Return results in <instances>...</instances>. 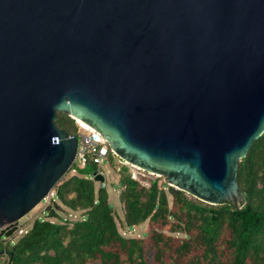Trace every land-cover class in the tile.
<instances>
[{"label":"water","instance_id":"95a60500","mask_svg":"<svg viewBox=\"0 0 264 264\" xmlns=\"http://www.w3.org/2000/svg\"><path fill=\"white\" fill-rule=\"evenodd\" d=\"M57 113L172 190L240 209L238 163L264 133V0H0L1 241L73 163Z\"/></svg>","mask_w":264,"mask_h":264},{"label":"trees","instance_id":"16d2710c","mask_svg":"<svg viewBox=\"0 0 264 264\" xmlns=\"http://www.w3.org/2000/svg\"><path fill=\"white\" fill-rule=\"evenodd\" d=\"M55 125L69 136L77 134L76 122L64 114H56ZM107 159L122 189L119 224L131 229L147 223L145 239L120 235L106 190L85 179L96 171L89 163L53 189L56 203L68 213H78L79 219L52 222L57 214L50 211L46 220H35L26 233L14 235L19 238L13 245L0 240V263L264 264V133L238 163L236 183L246 199L240 209L226 203L205 205L168 186L160 188L157 178L147 173L140 181L132 180L126 167L114 166L111 155ZM166 193L172 198L171 208Z\"/></svg>","mask_w":264,"mask_h":264},{"label":"rangeland","instance_id":"374dc122","mask_svg":"<svg viewBox=\"0 0 264 264\" xmlns=\"http://www.w3.org/2000/svg\"><path fill=\"white\" fill-rule=\"evenodd\" d=\"M68 117V116H67ZM114 166H116L117 168H121V167H126L127 168V174L130 175V178L132 180L135 181H140L143 177L144 172L138 170V168L131 166L129 164H126L124 161H121L120 159L113 157V162ZM94 168V167H93ZM97 169V168H96ZM98 171L103 173V177H104V184L106 185V192L108 195V202L110 204V207L113 209L116 220H117V228H118V232L120 233V235L123 238L126 239H132V238H136V239H145L147 237V233L149 231V227L147 225V223L142 224L141 226L135 227V228H131V229H126L124 226H122V224L119 222L122 220L123 217V206L122 204L119 202V198L118 195L121 192V188L119 186L118 183V178H119V174L115 173V168L112 166L111 163L107 162L106 164H102L101 167H98ZM69 174H66V176L63 178V181L66 180L67 178H69ZM155 178H157V185L160 188H163V186H168L167 182H165V178L160 177V176H154L151 175ZM147 180V179H146ZM62 181V182H63ZM96 185H98V183H95ZM141 184L143 186H145L147 184V181H142ZM172 188L176 189L174 186H171ZM164 191L166 192V187L164 189ZM184 193V192H183ZM186 194V193H184ZM167 195V201H168V206L169 208H171V203H172V198L171 196L166 193ZM186 196L193 198L192 196L186 194ZM195 199V198H193ZM196 201H199L197 199H195ZM201 202V201H199ZM205 205H209L206 204L204 202H201ZM56 205L59 207V209L57 208L55 210L56 214H57V218L55 219V221H60L63 218L66 219H79L80 216H78L77 214H72L70 213L71 217H68L69 213L67 211V209L65 207H63L62 205H60L59 202L56 203ZM212 206V205H209ZM218 206V205H217ZM43 207L44 205L42 203L37 204V206L35 208H33V210L31 212H29L26 216H24L21 220H19L18 222V226L22 231H28L33 222L35 220H39V221H43L47 219L48 214L43 212ZM164 234L169 235L173 238H184L183 234H171L167 231H163ZM19 238V236H16L15 240H17Z\"/></svg>","mask_w":264,"mask_h":264},{"label":"built area","instance_id":"2783aa9c","mask_svg":"<svg viewBox=\"0 0 264 264\" xmlns=\"http://www.w3.org/2000/svg\"><path fill=\"white\" fill-rule=\"evenodd\" d=\"M75 122L78 126L77 134L75 136V138L77 139V148H76V153H75L73 163H72L71 167L69 168L67 174H69L71 176L79 175V172L81 170H83L89 163H91V164L95 165L97 168L95 171L96 175L98 174V175H101L103 177L104 175L102 172L98 171V167H101L103 163L106 164L108 162L107 158L109 155H111L112 157H115V155L111 152V150L109 149L105 140L103 138H101L94 130L90 129L89 127H87L85 125L83 126V125L77 123V121H75ZM70 137H72V136H70ZM85 179L94 182L93 181L94 176L92 174L85 177ZM94 183H98L97 186L99 189H105L106 188V185L104 184V180L101 183H99V182H94ZM40 203H42L44 205L43 212L45 211V209L47 207H50L52 209L51 211L55 212V210H56L55 209L56 208V206H55L56 197H55L54 191L51 190L40 201ZM68 217H71L70 213H69ZM55 219H53V220L51 219L50 221H52V222H68V221H74L75 220V219L73 220V219L63 218L60 221H55ZM24 233H26V231H22L18 226V228L15 232V235H22ZM3 264H12V263L6 262Z\"/></svg>","mask_w":264,"mask_h":264},{"label":"crops","instance_id":"0c3cea01","mask_svg":"<svg viewBox=\"0 0 264 264\" xmlns=\"http://www.w3.org/2000/svg\"><path fill=\"white\" fill-rule=\"evenodd\" d=\"M16 238V237H15ZM15 238L13 240H11V244L13 245L15 243Z\"/></svg>","mask_w":264,"mask_h":264},{"label":"bare ground","instance_id":"6f19581e","mask_svg":"<svg viewBox=\"0 0 264 264\" xmlns=\"http://www.w3.org/2000/svg\"><path fill=\"white\" fill-rule=\"evenodd\" d=\"M77 123H79V124H81V125H83L84 126V124H82L81 122H79V121H77Z\"/></svg>","mask_w":264,"mask_h":264}]
</instances>
